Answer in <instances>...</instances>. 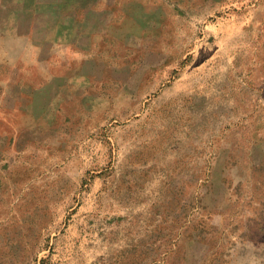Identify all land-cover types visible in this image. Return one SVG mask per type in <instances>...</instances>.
<instances>
[{
    "label": "rangeland",
    "instance_id": "obj_1",
    "mask_svg": "<svg viewBox=\"0 0 264 264\" xmlns=\"http://www.w3.org/2000/svg\"><path fill=\"white\" fill-rule=\"evenodd\" d=\"M0 264H264V0H0Z\"/></svg>",
    "mask_w": 264,
    "mask_h": 264
}]
</instances>
